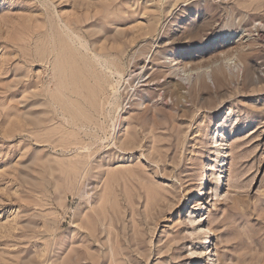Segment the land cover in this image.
Here are the masks:
<instances>
[{
    "label": "rangeland",
    "instance_id": "1",
    "mask_svg": "<svg viewBox=\"0 0 264 264\" xmlns=\"http://www.w3.org/2000/svg\"><path fill=\"white\" fill-rule=\"evenodd\" d=\"M108 257L264 264V0H0V264Z\"/></svg>",
    "mask_w": 264,
    "mask_h": 264
},
{
    "label": "bare ground",
    "instance_id": "2",
    "mask_svg": "<svg viewBox=\"0 0 264 264\" xmlns=\"http://www.w3.org/2000/svg\"><path fill=\"white\" fill-rule=\"evenodd\" d=\"M167 55V54H166ZM98 59V58H97ZM147 60V59H146ZM237 60V59H236ZM98 61V60H97ZM239 61V60H238ZM95 63H96V61H95ZM106 64V63H105ZM235 64V63H234ZM99 65V64H98ZM240 65V64H239ZM106 66V65H105ZM108 67V66H107ZM234 67H238V65L237 64H235V66ZM106 68V67H105ZM126 68V67H125ZM113 71V70H112ZM132 71V70H131ZM187 73V71H183V73ZM108 73H109V71H108ZM182 73V72H181ZM206 74V73H205ZM115 75V74H114ZM183 75V74H182ZM121 77L119 74H117V77ZM131 76V75H130ZM124 78V77H123ZM120 79V78H119ZM184 80H186V79H184ZM115 85V84H114ZM120 85V84H119ZM117 87H119V86H117ZM118 89V88H117ZM113 94H114V92H113ZM117 94V93H116ZM110 97H111V95H110ZM120 98V97H119ZM115 102H116V100H115ZM143 102V101H142ZM121 106V105H120ZM106 107V106H105ZM121 114V113H120ZM121 122V121H120ZM125 122V121H124ZM125 124V123H124ZM116 127V126H115ZM113 130V129H112ZM115 130V129H114ZM138 146H139V144H138ZM223 155V154H222ZM223 156H225V154L223 155ZM221 166L219 165L217 168V174H218V177H216L217 179H218V181H217V185H220V186H223V184H224V181H225V179H224V176H225V173H226V165H225V160H224V157H222V159H221ZM201 170L203 171V169L201 168ZM209 170H208V168L206 167L205 169H204V173H202V177H200L201 178V181H199V183H200V188H197V190L199 189L200 190V194L199 195H206V192H207V189H208V182H209V180H211V178L209 177ZM201 174V173H200ZM217 174H215L216 176H217ZM192 191V190H191ZM190 194L191 193H193V191L192 192H189ZM86 195V194H85ZM85 200V199H84ZM91 200V199H90ZM88 202H89V199H88ZM150 215V214H149ZM152 224V223H151ZM92 225V224H91ZM90 226V225H89ZM89 228H92L93 229V226L91 227H89ZM108 228V227H107ZM88 229V228H87ZM113 229V228H112ZM144 229V228H143ZM91 231V230H90ZM93 231L94 232H96L95 231V229H93ZM93 231H91V232H93ZM109 231V230H108ZM93 232V233H94ZM115 232V231H114ZM208 233V236L205 238V240L203 241V247L206 249L207 248V251H209V253H208V257H210V258H212V257H214V255H215V253H213L214 251H213V242H212V237H211V231H207ZM92 235V234H91ZM109 235H111V233L109 234H107L106 236H108L109 237ZM94 237H95V233H94ZM108 237H107V239H108ZM114 239H116V238H114ZM112 239L110 238V241L109 242H112L111 241ZM98 241V240H97ZM118 241V240H117ZM107 242H108V240H107ZM104 244V243H103ZM106 244H108V243H106ZM112 244V247H113V245H114V243H110V245ZM103 247H104V245H103ZM106 247V246H105ZM119 246H117L116 248H118ZM111 248V247H110ZM114 249H115V247H114ZM119 249V248H118ZM117 249V250H118ZM117 250H115L116 252H117ZM107 251V250H106ZM114 251V250H113ZM113 251H112V253H113ZM114 251V253L113 254H115L114 256L116 257V252ZM118 253V252H117ZM147 255V254H146ZM117 256H119V253L117 254ZM120 257V256H119ZM121 257H123L122 255H121ZM138 257V256H137ZM113 258V257H112ZM118 258V257H117ZM117 258H116V261H117ZM108 264H109V261H111L110 260V258L108 257ZM120 261H121V259H119ZM212 261V260H211ZM214 261V260H213ZM115 262V261H114ZM112 263V262H111ZM110 263V264H111ZM115 264V263H114ZM119 264V263H118Z\"/></svg>",
    "mask_w": 264,
    "mask_h": 264
}]
</instances>
